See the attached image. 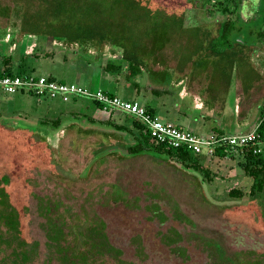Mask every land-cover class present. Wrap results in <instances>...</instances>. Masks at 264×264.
<instances>
[{
  "label": "rangeland",
  "instance_id": "obj_1",
  "mask_svg": "<svg viewBox=\"0 0 264 264\" xmlns=\"http://www.w3.org/2000/svg\"><path fill=\"white\" fill-rule=\"evenodd\" d=\"M216 1L0 0V55L12 56V71L48 75L89 90L101 88L143 104V89L135 94L132 85L106 74L97 63L108 57L117 61L123 50L146 60L145 50L155 36L162 39L159 52L168 62L178 67L192 58L198 61L210 17L219 16L215 9L221 11L228 2ZM259 4L241 0L240 8L259 14ZM233 24L238 26L233 31L240 32L255 27L249 21ZM86 27L102 34L109 30L114 39L100 40L97 32L98 40L85 38L80 34ZM4 67L0 56V70ZM174 73L175 68H166L161 83L158 74L141 65L129 78L141 88L151 78L168 85L171 104L199 112ZM233 86L232 80L222 122L228 133L233 126L245 133L253 126L247 129L235 118ZM155 113L161 121H180L173 118L175 112L164 117L155 108ZM132 119L137 121L117 110L99 109L81 96L61 101L30 92L0 93V176L6 177L4 188L19 210L22 237L36 245L25 264H60L48 244L51 225L62 228L69 241L70 225L80 234L101 227L116 250L104 255L105 264H112L114 255L131 264H264V191L257 198L247 193L239 150L223 158L198 154L207 177L159 154L118 158L107 153L125 154L117 137L123 133L106 135L101 130L124 123L137 132ZM199 123L185 120L184 125L206 137L207 128H199ZM258 146L264 156V137ZM232 188L241 196L230 195ZM8 253L9 248L0 246V264H10L4 260Z\"/></svg>",
  "mask_w": 264,
  "mask_h": 264
},
{
  "label": "trees",
  "instance_id": "obj_2",
  "mask_svg": "<svg viewBox=\"0 0 264 264\" xmlns=\"http://www.w3.org/2000/svg\"><path fill=\"white\" fill-rule=\"evenodd\" d=\"M227 1L226 6L221 7V11L215 9L220 16H226V18L218 23V35L216 39H218L219 42L217 43L214 41L212 44V49L214 50H218L224 45H229L228 35H230L233 29H238V27L233 24L235 21L232 16L234 14L236 15V13L241 10V0ZM216 2L220 3L222 1L217 0ZM259 6L260 12L257 14L258 24L264 27V0H260ZM87 27L81 30L80 35L85 38H94L98 40V38L95 37V33L97 32L100 34L101 32L94 30L92 27ZM103 38H106V40L114 39L113 35L110 36L109 30L105 31L102 36H100V40ZM159 40L160 38L155 36V39L150 42L152 43L150 46L152 51H154L156 47L159 48V45L162 44V39L161 41ZM128 44L129 43L126 40L125 47H129ZM44 52L46 53V51H43V53ZM0 56L1 62L5 66L2 70H0V75L25 73L11 70L12 64L11 66L9 65L10 63H13L14 59H12L10 54ZM121 62L125 64L121 65ZM97 64H103V71L106 74L112 77L119 76L123 82L132 85L134 88L137 84L132 82L129 77L137 74L140 71V66L144 65L143 59L138 60L133 55L132 57H129L124 53V50L121 54V58L117 61H114L112 57H108L104 58L102 62ZM103 91L110 95H114L109 91ZM93 103L96 107L100 108L99 103ZM124 115L126 117L127 114L124 113ZM102 123L105 125L108 124L107 121L101 122V124ZM131 123L138 128L137 132L129 130L124 123L111 124L110 127L113 130L110 131L101 130V133L106 135H116V132L123 133L117 137L123 140L120 145H123L125 154L115 151L107 153L115 154L118 158L136 156L141 153L159 154L166 159L175 158L185 168L200 171L207 177V169L204 167V164L199 161L198 154L191 153L184 147H165L162 144L155 143L149 138L147 132L144 131L143 126L138 121L132 119ZM255 125L257 136L253 142L236 148L224 146L216 147L212 154L217 158H223L226 155L231 156L232 151L236 149L239 150V155L241 157L239 165L242 173L248 177L249 183L247 185V193L251 197H256L257 193L264 191V156L260 155V150L258 152L252 151L254 148L259 147L258 142L264 137V112L260 114ZM85 131L86 134L94 132V130ZM123 135H129L131 140L127 141L126 137ZM5 184L6 177L0 176V246L3 245L6 248H9V253L4 256V260H9L10 264H25L32 258V256H34L36 245L26 242L22 237L20 231L19 210L11 203L8 193L4 188ZM228 193L230 195L241 196V192L235 188L230 189ZM262 215L264 218V212ZM49 228L50 231H52H49L50 234L47 236L49 240L48 244L52 247V252L57 254V259L60 264H105L103 261L104 255L106 253H111V255L116 253V250L108 243V241H106L103 229L99 226H94V228L90 230V233L80 234L78 232L76 233L73 225H70L67 228L70 229V232H68L67 235L71 236V241L65 239L66 235L63 233L62 228L52 225ZM172 242L174 241L172 240ZM112 257L114 260L112 264H131L120 260L117 255Z\"/></svg>",
  "mask_w": 264,
  "mask_h": 264
},
{
  "label": "crops",
  "instance_id": "obj_3",
  "mask_svg": "<svg viewBox=\"0 0 264 264\" xmlns=\"http://www.w3.org/2000/svg\"><path fill=\"white\" fill-rule=\"evenodd\" d=\"M210 18L209 27L201 35V37L204 35L201 39H205L206 46L198 61L191 57L192 59H188L189 61L185 63H178L177 67V63L168 62L159 52L163 50V44L160 43L159 48L156 47L154 51L150 49L152 44L150 43L144 54L147 59L143 60L149 72L160 76L161 83L164 70L168 67L175 68L174 74L178 77V82L181 83L186 94L193 96L194 104L199 106L197 107L199 112L192 113L186 109L185 112L179 105L176 107L175 103L171 104V100L167 97L171 89L167 88L168 85L153 83L151 77L143 88L136 86L134 91L138 95L143 89L141 92L144 99L143 105L155 115H157L155 113V108H157L162 116L167 117L169 113L175 112L173 118L180 120L179 123H173L165 119L167 122L187 128L184 125L185 120L187 122L198 120L200 123L197 126L207 128V135L211 133L237 134L240 133L234 131L237 126H233V131L228 133V125L222 122L224 96L233 80V95L237 105L235 118L244 121L247 129L251 128L260 114L264 112V61L260 60V56L264 55V27L258 24L256 13L250 14L249 11L239 10L236 15L232 16L234 21L243 23L249 21L252 26L255 24V27L249 30L246 28L247 31L243 32L232 31L233 33L228 35L229 45L214 50L212 40L217 38L218 23L226 16L213 15ZM255 56L257 61H255ZM211 120L217 122V125L212 124Z\"/></svg>",
  "mask_w": 264,
  "mask_h": 264
},
{
  "label": "built area",
  "instance_id": "obj_4",
  "mask_svg": "<svg viewBox=\"0 0 264 264\" xmlns=\"http://www.w3.org/2000/svg\"><path fill=\"white\" fill-rule=\"evenodd\" d=\"M17 92H30L37 96L67 101L73 97H85L100 104L102 110H117L137 119L147 132L149 138L165 147H184L191 153L212 155L216 147L224 146L236 148L251 143L257 136L256 125L245 132L237 134L211 133L200 137L196 133L172 124L161 121L157 115L149 111L143 104L134 100L123 99L110 95L100 88L89 90L86 87L56 80L48 75L19 73L14 75H0V93L4 95ZM258 152L259 147L252 150Z\"/></svg>",
  "mask_w": 264,
  "mask_h": 264
}]
</instances>
